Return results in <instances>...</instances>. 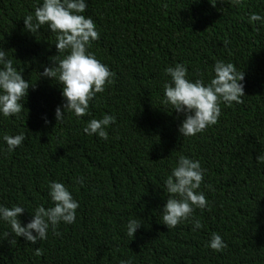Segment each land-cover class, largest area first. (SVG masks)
<instances>
[{
  "label": "trees",
  "instance_id": "trees-1",
  "mask_svg": "<svg viewBox=\"0 0 264 264\" xmlns=\"http://www.w3.org/2000/svg\"><path fill=\"white\" fill-rule=\"evenodd\" d=\"M86 3L83 15L99 32L88 51L116 75L90 102V115L77 117L64 110L58 79L42 75L59 55L57 34L47 25L26 30L25 17L43 0H0V51L30 84L18 117L0 113V206L24 208L26 226L38 207L53 206L54 182L80 205L75 223L61 222L60 235L50 226L35 245L0 219V264H264V163L257 162L264 155V22L249 19L264 17V0ZM217 61L244 72L243 103L222 102L217 124L185 137L184 114L164 102L166 69L183 64L190 81L207 86ZM58 107L65 111L59 123ZM104 115L116 118L107 140L83 131ZM19 134L25 140L9 152L3 137ZM181 155L205 170L198 191L208 207L194 208L202 224L195 231L190 221L169 229L162 220L165 181ZM133 219L141 227L128 236ZM213 233L227 244L222 252L207 246Z\"/></svg>",
  "mask_w": 264,
  "mask_h": 264
},
{
  "label": "clouds",
  "instance_id": "clouds-1",
  "mask_svg": "<svg viewBox=\"0 0 264 264\" xmlns=\"http://www.w3.org/2000/svg\"><path fill=\"white\" fill-rule=\"evenodd\" d=\"M233 2L240 5L243 0ZM87 6L86 0H43L42 6L35 8L34 15L29 14L24 19L26 30L32 34L39 31L43 25H47L52 33L57 34L55 47L59 55L51 58L53 66L46 67L42 75L58 79L66 99L64 110L74 113L77 117L90 115V102L97 94L103 93L109 85L115 83L116 75L88 51L91 42L99 39V32L93 19L83 15ZM249 19L250 22H264V17L255 13L251 14ZM66 52L69 54L61 58ZM0 64L3 65V69H0V113L4 117H18L24 110L21 101L28 96L30 84L23 79L22 72L13 67L12 61L6 58L5 51H0ZM214 72V78L206 86L203 80L190 81L187 78L188 69L183 64L166 69V75L171 77V82L164 85V102L170 103L176 112L184 114L185 119L179 131L185 137L195 136L217 124L222 102L228 107H231L233 102L243 103L245 92L241 82L245 79L244 72L237 71L232 63L223 61L216 62ZM64 118L65 111L58 107L57 122L63 121ZM115 122L114 116L104 115L102 119H91L83 131L107 140L106 128ZM25 138L24 134L3 137L9 152L20 147ZM257 162L264 163V155H260ZM204 174L205 170L198 160L183 155L179 157L178 165L165 181L170 196L163 209L162 220L169 229L188 221L193 224V231L202 227L200 220L193 218V212L194 208L203 210L208 207L205 194L198 191ZM78 183L83 184V177ZM49 187L53 206L47 209L38 207L26 226H22L19 219L25 211L24 208L0 206V219L11 226L16 237H24L33 245L47 239L50 226L53 234L60 235L56 229L61 222L75 223L77 209L80 207L62 183L54 182ZM140 227L138 220H131L127 225V235L134 236ZM11 244L15 245L16 240L13 239ZM207 246L218 252L227 248V244L217 233L211 235ZM34 254L42 256L43 249L37 248Z\"/></svg>",
  "mask_w": 264,
  "mask_h": 264
}]
</instances>
